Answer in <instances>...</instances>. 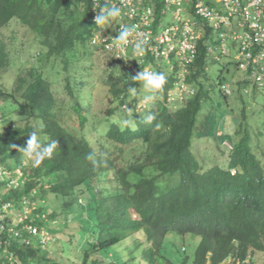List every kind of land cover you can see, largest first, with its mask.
Here are the masks:
<instances>
[{
  "label": "trees",
  "instance_id": "1",
  "mask_svg": "<svg viewBox=\"0 0 264 264\" xmlns=\"http://www.w3.org/2000/svg\"><path fill=\"white\" fill-rule=\"evenodd\" d=\"M94 4L0 0V33L14 24L35 38L28 51L35 62L30 66H17L8 49L13 42L0 38V163L26 176L19 187L1 182L5 191L0 195L15 204L6 212L7 221L30 206L28 222L41 232L13 234L16 264H176L163 251L173 234L201 238L195 264H236L234 259L254 264L247 261L249 255H264V119L253 122L248 106L255 100L264 114L259 107L264 105V80L262 86L254 84L233 59L221 62L222 73L210 85L214 53L203 39L189 73L178 78L194 93L172 98L177 76L168 73L163 89L144 106L142 81L131 77L145 69L146 56L128 49L119 57L115 47L108 48L113 30L96 25ZM98 33L108 36L107 42L93 43ZM102 50L110 56L94 60ZM126 58L131 59L128 66ZM233 67L241 74L226 77ZM95 75L102 83L97 102L111 101L108 114L98 115L101 108L92 99ZM225 83L231 84L232 94L223 90ZM129 87L137 89L136 96L129 95ZM216 87L230 109V100L240 102L241 112L233 120L223 111L214 117L204 114L205 105L214 103ZM128 109L135 130L121 123ZM149 113L156 117L151 125L143 122ZM201 113L206 127L197 131ZM34 130L45 143L58 142L53 158L40 167L23 163L18 150ZM195 134V139L219 136L217 143L231 155L229 160L216 159L210 151L198 153ZM226 139L233 141V149L223 144ZM90 153L96 165L87 159ZM59 218L62 223L53 226ZM66 229L73 232L69 250L63 251L69 258L63 260L53 254L57 247L45 248L42 240ZM25 237L37 244H19ZM177 251L186 254L187 246ZM8 262L0 256V264Z\"/></svg>",
  "mask_w": 264,
  "mask_h": 264
},
{
  "label": "built area",
  "instance_id": "2",
  "mask_svg": "<svg viewBox=\"0 0 264 264\" xmlns=\"http://www.w3.org/2000/svg\"><path fill=\"white\" fill-rule=\"evenodd\" d=\"M94 3L95 17L106 3L109 7L121 9L120 17L108 26L103 25L105 29L113 30L112 43L107 47H115L119 57L126 55L129 49L139 56L163 59L170 69L176 71L175 90L182 98L190 96L194 90L178 82V78L186 77L199 54L200 41L209 38L205 30L215 31L214 37L218 38L208 39L210 43L207 44V50L214 53L215 61L234 59L254 84L263 85L264 0H94ZM166 12H173V25L162 24L161 17ZM122 25L131 29L126 43L115 39ZM107 38L98 33L93 43L107 42ZM219 41L222 42L221 47L217 44ZM125 64L128 66L129 61L126 60ZM230 85H222L228 94H232ZM13 206L14 203L0 198V255L10 259L8 264H14V254L10 250L13 234L20 235L21 229L30 230L33 234L40 232L38 226L28 222L32 213L30 207H25V212L14 216L12 221H7L6 212ZM21 240L30 242L28 238Z\"/></svg>",
  "mask_w": 264,
  "mask_h": 264
},
{
  "label": "rangeland",
  "instance_id": "3",
  "mask_svg": "<svg viewBox=\"0 0 264 264\" xmlns=\"http://www.w3.org/2000/svg\"><path fill=\"white\" fill-rule=\"evenodd\" d=\"M157 17L160 18V16H157ZM173 18H174L173 12H166L163 15V17H161L162 24L164 26L173 25L174 24ZM105 25L108 26L107 24H105ZM205 34H207L206 37H209L208 39L218 40V38L214 37V36H216L215 31L205 30ZM0 38L6 40V42H13V44L9 45L8 49H9V51H11L12 59L16 60L17 66L22 65V64H25L26 66H30V64L28 62H30L31 64L35 63L34 59L28 56V51L33 46L35 38L31 32H26V30L23 26H20V25L15 26L14 24H11L9 27L3 28L1 33H0ZM209 43H210V41L207 42V44H209ZM217 44L219 45V47H221L222 42L219 41ZM227 45H229V41L227 42ZM91 48L95 51V49L93 47H91ZM230 50H232L234 53V50L232 48H230ZM107 53L110 56V53L109 52H107ZM108 55L105 54V52H104V54H102L101 52H98V53L95 52V55H93L92 58L94 57V58H96L94 60L100 61V59L98 60V57L105 59L103 56L108 57ZM141 61H142V58L138 59V63H140ZM144 61L146 64L145 67H147V68L152 67L151 69L154 70V72H162L164 74H168V73L172 74V71L170 70L169 65L163 59H161V60L152 59V63H149V60L146 56ZM97 63H99V62H97ZM221 73H222V63L217 62V61L210 62L209 63V75L210 76L208 78L209 84L210 85L215 84L217 81L218 75H220ZM233 73L234 74L235 73L241 74V73L237 72L234 67L231 69L230 73L225 71L224 74L226 75V77H230L232 79ZM97 76L98 75L93 76V80L91 83V85L94 86L92 89V99H94L96 106L98 108H101V113H98V115L108 114V112H109L108 108L112 106V104L110 103L111 101H109L108 98H104L105 100L103 102H99V101L97 102V99H100V98L102 99V97L99 96L102 94L100 93L98 95V92H97V90L100 89V86H101L100 84H102L100 81H98V78H96ZM262 92L264 93V91H262ZM146 94L148 95V93H146ZM212 95H213V99H215L216 101L214 100V103H207L205 105L206 111H204V114L206 113L208 115L209 113H211L212 117H214V113H216V112H217L216 114H218V116L222 113H225V117L227 116V118L229 120H233L234 116L237 115L239 112H241L239 109V103L240 102H238L234 99L230 100V102H229L230 105L231 104L234 105V109H230L229 105L223 101V98L221 97L222 95L218 91L217 87L215 88V92L213 91ZM261 95H263V94L261 93ZM147 103H149V101L145 100V98H144L142 101V104L145 106ZM249 103H250V105L248 106L249 112L254 116L253 122L263 121L264 114L257 111L258 110V104H256L255 100L252 102L249 101ZM259 107H260V109L261 108L264 109V105L259 106ZM8 113H10V112H8ZM14 115H15V113H14ZM202 116H204V115L201 113L199 115V118L201 117V119L199 121L197 131L206 127L202 123V121H203ZM11 117L12 118L14 117L13 114L11 115ZM257 127H258V124H255V128H257ZM196 134H197V132H196ZM196 134H195L194 139H193V145H194L195 150L198 151V153L210 151V152L216 154L215 155L216 159L222 158L223 160H227V161L229 160L231 155L228 156L224 150L222 151L219 147V144L217 143L220 140L219 136H217V137H213V136H211V137L205 136L204 137L203 136V137H197V139H195ZM219 134L221 135L222 133H219ZM225 141H229L232 143L231 140H225ZM263 143L264 142H262L261 145ZM224 144L226 145V142ZM195 145H196V147H195ZM199 156L201 158H203L201 154ZM262 159L264 160V157H262ZM204 160H205V162L211 161L210 158H204ZM3 163H4V165H2V166H5V165L8 166V162H6V163L3 162ZM0 166H1V164H0ZM6 182H8L7 179H6ZM3 191H5V189L0 187V194ZM63 220L64 219L59 218V220H56L53 222V224H54L53 226H58V224L62 223ZM72 232H73L72 230L66 229V233H64V231H63L62 233H59L60 235L53 233L50 236L49 241H48V238H46L47 241L45 242V244L43 246L45 248L51 249L52 251H54L55 247H57L58 252L53 253V254H57V256L59 258H62L63 260H67L69 258V255L67 253H64L63 251L67 252L69 250V245L72 242V238H71ZM200 240H201V238L198 236H195V235L188 234L185 237H182V236H178L176 234H173L171 236V241L165 245L163 251H164L165 255L172 258V261H174L176 264H195L194 259H195L196 249L200 243ZM184 244L187 246L186 254L183 252L177 251V248L181 249ZM187 256H188V259L185 260L184 258ZM70 260H75V259L70 258ZM254 260H255L256 264H264V255L261 252H258L257 254L254 255Z\"/></svg>",
  "mask_w": 264,
  "mask_h": 264
},
{
  "label": "clouds",
  "instance_id": "4",
  "mask_svg": "<svg viewBox=\"0 0 264 264\" xmlns=\"http://www.w3.org/2000/svg\"><path fill=\"white\" fill-rule=\"evenodd\" d=\"M120 16H121V9L119 7H116V6L109 7L108 4L106 3L105 5H103L99 9V14L95 17V23H96V25L109 24V23H111V21L116 20ZM130 32H131V29L128 26H126V25L120 26V28L118 30V36L115 38L116 41L126 43ZM139 47H140V45L138 44L137 48H139ZM147 58L149 60V63H152L151 56L149 57V55H147ZM126 60L130 61V59H128V58L124 59L123 64L125 66H127L125 64ZM146 68L147 67H145V69L143 71H140L139 73H137V75L132 76L131 79L133 81H136V80L142 81V87L145 90V92L148 93V95L145 96V100L152 101L153 99L156 98L158 93L163 89L164 85L167 82V77L162 72H154V71L148 70V68L147 69ZM169 68H170V65H169ZM149 69H151V68H149ZM170 70L172 71V74H170V75L174 76V73H176V71L172 70V69H170ZM175 87H174V89H175ZM128 93H129V95L134 97L137 95V89L135 87H129ZM187 97H190V96H186L185 98H187ZM155 119H156V117L152 113H149V114L143 116V122L145 124H148V125H151ZM121 123L124 127H129L132 130H135V125L131 119V109H128V118L122 120ZM156 127L158 128L159 125H156ZM219 133L223 134V130L218 131L217 134L220 135ZM226 140H230V139H226ZM225 142H226L227 146L224 144ZM223 144L227 147V149L229 148L228 150L233 149V145H234L233 141L231 143L229 141L224 140ZM12 146H13V148L18 147L17 145H12ZM57 147H58V142L56 140L45 143L43 140H41L39 138V130H34L31 133L29 139L26 141L25 146L19 147L18 150H19L20 154L22 155V157L24 158L22 161L23 163L28 164L29 162H31L32 167H40V165L45 160L53 158L54 152L57 149ZM87 159L90 160L93 163V165L97 164V161L95 159L94 154L90 153L87 156ZM2 165H4V164H1V166H0V168H1V170H0V184H1V182H3L5 180L6 187H19L26 182V176L24 175V173L22 172L21 169H16L15 171H13L12 169L7 168V166H2ZM6 179L8 180V182H6ZM0 198L3 200L1 195H0ZM27 207H30V206H27ZM30 208L33 211V208L32 207H30ZM23 231H27V230H23ZM41 231H43V230H41ZM43 234H48V232L44 231ZM25 238H28V237H25ZM46 238H48V241L50 239L48 236H44L43 240H42V245H44L45 242L47 241ZM13 242H14V240H13ZM18 242H20L19 244H22V245H31V244L35 245V244H37L33 241V239H30L29 243L24 242L22 240H20ZM10 250L13 254L15 253L14 249L12 247V244H11ZM0 256H3V254H1ZM234 260L236 261V264H243V262L240 259H234ZM247 261L248 262L253 261V263L256 264V262L254 260V256H252V255H249L247 257ZM9 262H10V259H9ZM14 264H16L15 255H14ZM205 264H211L210 260H208Z\"/></svg>",
  "mask_w": 264,
  "mask_h": 264
},
{
  "label": "crops",
  "instance_id": "5",
  "mask_svg": "<svg viewBox=\"0 0 264 264\" xmlns=\"http://www.w3.org/2000/svg\"><path fill=\"white\" fill-rule=\"evenodd\" d=\"M174 90L175 89H173L172 92H170V96L172 98H174V99H176V98H182V95L179 94V91H177V90L174 91ZM3 182H5V180Z\"/></svg>",
  "mask_w": 264,
  "mask_h": 264
}]
</instances>
